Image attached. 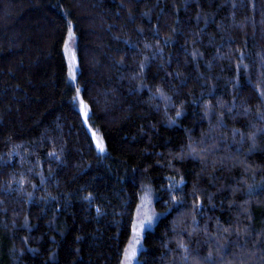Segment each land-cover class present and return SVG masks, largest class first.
<instances>
[{
	"label": "trees",
	"instance_id": "1",
	"mask_svg": "<svg viewBox=\"0 0 264 264\" xmlns=\"http://www.w3.org/2000/svg\"><path fill=\"white\" fill-rule=\"evenodd\" d=\"M147 187L137 264H264V0H0V264H123Z\"/></svg>",
	"mask_w": 264,
	"mask_h": 264
},
{
	"label": "rangeland",
	"instance_id": "2",
	"mask_svg": "<svg viewBox=\"0 0 264 264\" xmlns=\"http://www.w3.org/2000/svg\"><path fill=\"white\" fill-rule=\"evenodd\" d=\"M66 54L70 65V79L73 80L75 78L74 41L71 37L69 38L66 45ZM155 200L156 198L154 192L150 187H147L144 192L140 208L135 218L132 239L127 248L128 251L125 253L123 264L138 263V257L143 248L144 233L148 228H151L154 225L156 219L158 218V214L155 210ZM133 249L135 250L134 257L131 256V252Z\"/></svg>",
	"mask_w": 264,
	"mask_h": 264
},
{
	"label": "snow or ice",
	"instance_id": "3",
	"mask_svg": "<svg viewBox=\"0 0 264 264\" xmlns=\"http://www.w3.org/2000/svg\"><path fill=\"white\" fill-rule=\"evenodd\" d=\"M177 115H180V113H177ZM97 147L99 148V150H100L101 152L104 151V148H103V145H102V144H99V143H98ZM137 243H138V241H137ZM127 251H128V250H126V252H127ZM131 256H132V257L135 256V250H134V249H133L132 252H131Z\"/></svg>",
	"mask_w": 264,
	"mask_h": 264
}]
</instances>
